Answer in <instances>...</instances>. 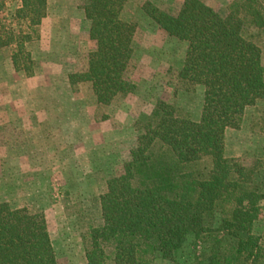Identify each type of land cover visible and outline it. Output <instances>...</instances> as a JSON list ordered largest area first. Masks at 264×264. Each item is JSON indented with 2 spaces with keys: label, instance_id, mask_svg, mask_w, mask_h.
I'll return each mask as SVG.
<instances>
[{
  "label": "trees",
  "instance_id": "1",
  "mask_svg": "<svg viewBox=\"0 0 264 264\" xmlns=\"http://www.w3.org/2000/svg\"><path fill=\"white\" fill-rule=\"evenodd\" d=\"M129 0H86L80 6L95 42L68 75L77 98L89 85L94 121L136 95L135 20ZM17 7L5 14L6 4ZM141 9L172 41L186 44L174 95L203 87L198 120L176 103L155 99L132 125L138 133L122 172L103 175L95 211L81 233L87 264H183L189 239L202 244L188 264H264V159L225 156V132L246 108L264 100V0H231L224 15L203 0H184L176 14L145 1ZM47 0H0V54L15 71L34 75L33 52L48 16ZM45 214L0 203V264H58Z\"/></svg>",
  "mask_w": 264,
  "mask_h": 264
},
{
  "label": "rangeland",
  "instance_id": "2",
  "mask_svg": "<svg viewBox=\"0 0 264 264\" xmlns=\"http://www.w3.org/2000/svg\"><path fill=\"white\" fill-rule=\"evenodd\" d=\"M145 1L174 15L184 0L128 1L123 15L138 26L135 69L127 76L140 91L115 101L109 120L94 121L89 85L80 86L77 98L68 90V75L95 48L80 9L86 0H47L33 76L15 71L0 54V203L44 212L58 264H87L80 235L96 210L99 180L122 172L138 135L132 125L150 112L154 100L176 103L194 120L201 114L202 86L173 93L186 44L167 38L141 9ZM203 1L224 15L231 0ZM16 7L8 2L5 14ZM240 125L225 132V156L245 162L264 159V100L246 108ZM254 230L264 232V201ZM201 249V243L189 239L183 264Z\"/></svg>",
  "mask_w": 264,
  "mask_h": 264
}]
</instances>
